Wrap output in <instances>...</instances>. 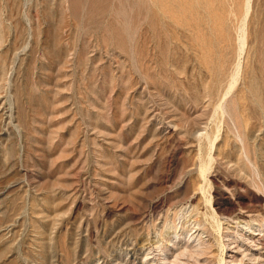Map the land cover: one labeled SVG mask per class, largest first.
<instances>
[{
	"label": "rangeland",
	"instance_id": "rangeland-1",
	"mask_svg": "<svg viewBox=\"0 0 264 264\" xmlns=\"http://www.w3.org/2000/svg\"><path fill=\"white\" fill-rule=\"evenodd\" d=\"M0 264H264V0H0Z\"/></svg>",
	"mask_w": 264,
	"mask_h": 264
},
{
	"label": "bare ground",
	"instance_id": "bare-ground-1",
	"mask_svg": "<svg viewBox=\"0 0 264 264\" xmlns=\"http://www.w3.org/2000/svg\"><path fill=\"white\" fill-rule=\"evenodd\" d=\"M201 134V133H200ZM202 135V134H201Z\"/></svg>",
	"mask_w": 264,
	"mask_h": 264
}]
</instances>
